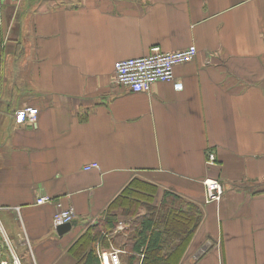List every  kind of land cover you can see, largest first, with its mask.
Returning <instances> with one entry per match:
<instances>
[{"label":"crops","instance_id":"crops-1","mask_svg":"<svg viewBox=\"0 0 264 264\" xmlns=\"http://www.w3.org/2000/svg\"><path fill=\"white\" fill-rule=\"evenodd\" d=\"M155 45L198 54L149 91L118 85L117 62ZM24 106L37 123H17ZM133 180L200 210L178 264H264V0H0V261L7 237L23 263L85 264L72 246ZM56 202L76 212L62 235ZM109 241L99 260L128 264Z\"/></svg>","mask_w":264,"mask_h":264},{"label":"trees","instance_id":"trees-1","mask_svg":"<svg viewBox=\"0 0 264 264\" xmlns=\"http://www.w3.org/2000/svg\"><path fill=\"white\" fill-rule=\"evenodd\" d=\"M156 194L155 185L133 180L110 205L108 216L89 226L74 243L73 253L85 264H100L96 244L102 240L105 247L110 248L109 240H112L117 248L131 249L128 264H178L200 222L201 212L170 191L157 205L154 203ZM144 203L145 212H137ZM120 217L134 218L131 221L133 237H126L125 232L114 234Z\"/></svg>","mask_w":264,"mask_h":264},{"label":"built area","instance_id":"built-area-1","mask_svg":"<svg viewBox=\"0 0 264 264\" xmlns=\"http://www.w3.org/2000/svg\"><path fill=\"white\" fill-rule=\"evenodd\" d=\"M198 54V49L192 45L184 50L174 52L163 51L158 45L150 48V53L146 56L133 57L117 62L115 66V82L118 85L129 88L132 92L149 91L156 82H171L175 78V67L182 63L192 61ZM39 109L32 106H24L15 111V118L18 124L37 123ZM207 163H216V156L213 151L208 152ZM99 164L92 162L84 166L85 170L97 169ZM205 201L207 203L220 202L224 196V187L219 179L207 178L204 180ZM54 202V198L49 194H42L36 199V204H47ZM57 203V210L53 214L55 225L72 223L75 220L76 212L73 208H64L61 202ZM117 228H124L120 223ZM6 241L12 250L13 260L0 261V264H26L23 263L12 243L6 237ZM101 264H122L120 250L99 251Z\"/></svg>","mask_w":264,"mask_h":264},{"label":"water","instance_id":"water-1","mask_svg":"<svg viewBox=\"0 0 264 264\" xmlns=\"http://www.w3.org/2000/svg\"><path fill=\"white\" fill-rule=\"evenodd\" d=\"M72 227V223H65V224H60L56 226V230L58 234L62 235L63 233L69 231Z\"/></svg>","mask_w":264,"mask_h":264},{"label":"rangeland","instance_id":"rangeland-1","mask_svg":"<svg viewBox=\"0 0 264 264\" xmlns=\"http://www.w3.org/2000/svg\"><path fill=\"white\" fill-rule=\"evenodd\" d=\"M154 203H158V202H154ZM145 205H146V203H144V206H142L139 210H137V212H140V213H143V212H145ZM150 205V204H149ZM157 205H159V204H157ZM151 206V205H150ZM120 212H123V210L121 209L120 210ZM125 216V215H124ZM124 218H126L127 220H129V219H134L133 217L132 218H129V217H124ZM123 220H125V219H123ZM123 225H124V227L125 226H128L126 223H129V222H121ZM120 224V223H119Z\"/></svg>","mask_w":264,"mask_h":264}]
</instances>
